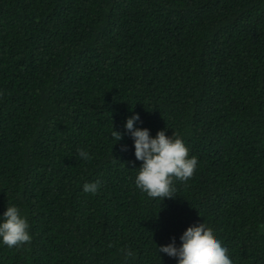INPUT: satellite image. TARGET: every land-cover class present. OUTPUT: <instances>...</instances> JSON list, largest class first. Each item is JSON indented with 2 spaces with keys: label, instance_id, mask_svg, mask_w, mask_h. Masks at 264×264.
<instances>
[{
  "label": "trees",
  "instance_id": "1",
  "mask_svg": "<svg viewBox=\"0 0 264 264\" xmlns=\"http://www.w3.org/2000/svg\"><path fill=\"white\" fill-rule=\"evenodd\" d=\"M132 114L198 159L173 199L136 188L127 135L113 146ZM9 204L31 241L0 264H176L155 245L198 226L233 264H264V0H0Z\"/></svg>",
  "mask_w": 264,
  "mask_h": 264
},
{
  "label": "clouds",
  "instance_id": "2",
  "mask_svg": "<svg viewBox=\"0 0 264 264\" xmlns=\"http://www.w3.org/2000/svg\"><path fill=\"white\" fill-rule=\"evenodd\" d=\"M141 124L140 116L132 114L125 119L123 132L115 131L112 127L113 146L127 135L132 141L134 160L140 162V166L135 170L136 188L150 198L159 199L160 203L165 199H173L174 178L181 182L191 178L198 159L189 156L188 148L178 134L168 136L165 128L152 136L149 129L141 127ZM120 150L126 152L128 146L121 145ZM78 155L85 161L91 158L90 154L82 149L78 150ZM82 187L85 193L94 195L99 191L100 182H86ZM29 228L28 220L21 214L20 208L9 204L0 215V245L19 248L30 243ZM155 247L158 256L160 253L165 254L175 259L176 264H233L228 249L205 226L186 230L179 237V246L173 237L168 244Z\"/></svg>",
  "mask_w": 264,
  "mask_h": 264
}]
</instances>
